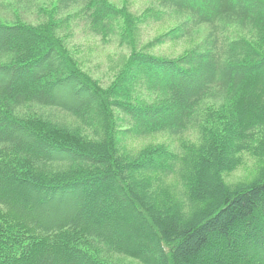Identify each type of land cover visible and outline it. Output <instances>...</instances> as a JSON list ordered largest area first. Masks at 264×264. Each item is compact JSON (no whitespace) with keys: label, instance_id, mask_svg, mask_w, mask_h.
<instances>
[{"label":"trees","instance_id":"1","mask_svg":"<svg viewBox=\"0 0 264 264\" xmlns=\"http://www.w3.org/2000/svg\"><path fill=\"white\" fill-rule=\"evenodd\" d=\"M57 1L0 17V264H264V0ZM74 19L129 50L107 86L61 33Z\"/></svg>","mask_w":264,"mask_h":264},{"label":"rangeland","instance_id":"2","mask_svg":"<svg viewBox=\"0 0 264 264\" xmlns=\"http://www.w3.org/2000/svg\"><path fill=\"white\" fill-rule=\"evenodd\" d=\"M117 6H122L124 0H110ZM130 8L136 15H142L147 9L151 8L152 0H129ZM31 2V5L28 4ZM48 2V3H44ZM27 1L25 0H0V17L11 21L15 18V14L19 13L24 20L30 23L38 24L45 20L43 15L38 11L47 7L49 11H54L60 7L57 0L52 1ZM44 3V4H43ZM29 7V8H28ZM52 9V10H51ZM78 11V8L71 10L70 14ZM68 14L59 16L58 18H67ZM178 21L170 19L165 23H156L150 21L149 24L143 25L140 30L139 47H143L157 36L172 29ZM62 35L69 37L68 44L76 50L79 59L84 68L99 79L107 86L118 72V69L129 56L128 48H120L118 43H104L101 37L92 34L85 21L74 19L71 22V29H64ZM189 47L183 43L168 44L150 52L155 55L164 57H178L183 54ZM149 142L171 143L172 139L168 136H158L148 141H130L131 148H142ZM257 164L251 159H246V163L236 172L226 175V181L229 184H236L243 181H250L256 174ZM125 264H139L136 261L125 260Z\"/></svg>","mask_w":264,"mask_h":264}]
</instances>
